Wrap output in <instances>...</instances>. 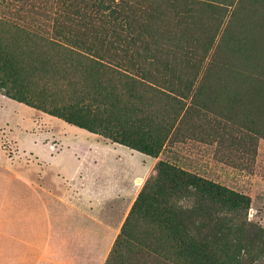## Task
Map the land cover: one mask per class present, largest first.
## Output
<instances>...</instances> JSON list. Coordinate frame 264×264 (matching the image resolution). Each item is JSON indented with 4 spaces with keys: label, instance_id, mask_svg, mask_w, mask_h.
I'll list each match as a JSON object with an SVG mask.
<instances>
[{
    "label": "rangeland",
    "instance_id": "1",
    "mask_svg": "<svg viewBox=\"0 0 264 264\" xmlns=\"http://www.w3.org/2000/svg\"><path fill=\"white\" fill-rule=\"evenodd\" d=\"M0 46L29 100L0 90V172H27L38 155L69 171L72 151L92 150L87 131L48 111L100 93L97 103L116 106L115 130L161 142L145 180L162 160L250 197L247 226L232 224L215 252L225 264H264V0H0ZM96 118L98 138L113 144L106 134L114 128ZM45 171L61 176L49 165ZM47 178L54 225L72 206L62 198L66 185ZM145 180L132 201L101 202L102 222L83 215L94 221L92 264L106 263ZM160 247L156 258L174 264L170 245L160 239Z\"/></svg>",
    "mask_w": 264,
    "mask_h": 264
},
{
    "label": "trees",
    "instance_id": "2",
    "mask_svg": "<svg viewBox=\"0 0 264 264\" xmlns=\"http://www.w3.org/2000/svg\"><path fill=\"white\" fill-rule=\"evenodd\" d=\"M96 58L100 59L99 56ZM17 70L12 55L0 46V90L13 100L29 104L17 84L20 75ZM125 72L127 75L123 76L135 82L137 75L128 70ZM100 96V93L92 98L79 96L72 105L48 113L92 133L100 131L96 122L98 117L103 128L110 125L114 128L106 134L112 142L156 157L161 142L148 141L143 136L138 139L135 129L115 130L117 117L113 110L116 106L111 101L97 103ZM104 114L110 120H104ZM250 202L246 194L160 160L155 173L145 180L105 264H168L156 258L163 255L160 239L174 251L177 257L174 264H225L216 256L215 251L220 249L218 237L229 231L235 222L238 228L247 226L244 216ZM140 220L146 224L144 232L136 227Z\"/></svg>",
    "mask_w": 264,
    "mask_h": 264
},
{
    "label": "crops",
    "instance_id": "3",
    "mask_svg": "<svg viewBox=\"0 0 264 264\" xmlns=\"http://www.w3.org/2000/svg\"><path fill=\"white\" fill-rule=\"evenodd\" d=\"M86 131L84 143L92 150L84 154L72 151L69 171L52 159H43L36 148L34 153L42 160L30 170L0 172V264H79L91 259L94 221L86 217V222L83 215L102 222L98 215L101 202L116 197L132 201L137 195L154 158L123 144L104 142L98 133ZM111 147H120L121 154L108 158L105 149ZM49 153L51 158L58 155L54 148ZM135 154L136 161L132 160ZM46 165L61 176L47 178ZM46 178L51 186L66 185L62 198L73 207L58 214L54 225L45 201L46 191L50 195L54 191L45 187Z\"/></svg>",
    "mask_w": 264,
    "mask_h": 264
}]
</instances>
